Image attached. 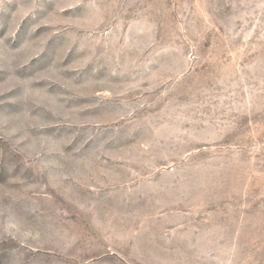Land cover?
Instances as JSON below:
<instances>
[{"label": "rangeland", "instance_id": "obj_1", "mask_svg": "<svg viewBox=\"0 0 264 264\" xmlns=\"http://www.w3.org/2000/svg\"><path fill=\"white\" fill-rule=\"evenodd\" d=\"M0 264H264V0H0Z\"/></svg>", "mask_w": 264, "mask_h": 264}]
</instances>
